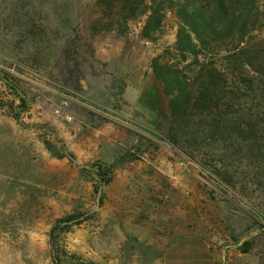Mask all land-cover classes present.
Instances as JSON below:
<instances>
[{
	"label": "rangeland",
	"instance_id": "rangeland-1",
	"mask_svg": "<svg viewBox=\"0 0 264 264\" xmlns=\"http://www.w3.org/2000/svg\"><path fill=\"white\" fill-rule=\"evenodd\" d=\"M97 2L0 0V264H162L188 234L219 263L264 264V176L240 192L169 140L152 66L176 19L152 39L144 16L110 31Z\"/></svg>",
	"mask_w": 264,
	"mask_h": 264
},
{
	"label": "trees",
	"instance_id": "trees-1",
	"mask_svg": "<svg viewBox=\"0 0 264 264\" xmlns=\"http://www.w3.org/2000/svg\"><path fill=\"white\" fill-rule=\"evenodd\" d=\"M97 3L101 29L117 26L122 31L144 16L142 35L148 39L162 34L173 15L176 41L152 66L165 94L170 142L240 192L251 187L250 181L262 184L264 173L253 165L264 170V0ZM13 116L19 120L21 114ZM111 174L109 169L97 171L105 185L113 181ZM77 218L57 221L52 232L77 224ZM251 248L250 240L239 245L243 252Z\"/></svg>",
	"mask_w": 264,
	"mask_h": 264
},
{
	"label": "crops",
	"instance_id": "crops-1",
	"mask_svg": "<svg viewBox=\"0 0 264 264\" xmlns=\"http://www.w3.org/2000/svg\"><path fill=\"white\" fill-rule=\"evenodd\" d=\"M119 181L124 183L126 176L118 175ZM113 181L106 185L111 186ZM218 259L211 244L199 235H182L171 242L164 251L162 264H217ZM236 264L240 262L236 261Z\"/></svg>",
	"mask_w": 264,
	"mask_h": 264
},
{
	"label": "water",
	"instance_id": "water-1",
	"mask_svg": "<svg viewBox=\"0 0 264 264\" xmlns=\"http://www.w3.org/2000/svg\"><path fill=\"white\" fill-rule=\"evenodd\" d=\"M101 195H102V189L99 190L98 197H97V202L98 205L101 203ZM226 261V257L224 256V262Z\"/></svg>",
	"mask_w": 264,
	"mask_h": 264
}]
</instances>
